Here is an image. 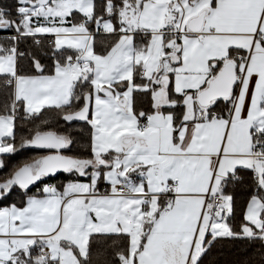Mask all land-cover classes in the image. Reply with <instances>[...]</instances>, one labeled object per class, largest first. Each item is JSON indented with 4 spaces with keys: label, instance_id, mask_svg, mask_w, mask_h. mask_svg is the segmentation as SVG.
<instances>
[{
    "label": "snow or ice",
    "instance_id": "obj_1",
    "mask_svg": "<svg viewBox=\"0 0 264 264\" xmlns=\"http://www.w3.org/2000/svg\"><path fill=\"white\" fill-rule=\"evenodd\" d=\"M0 93V169L45 150L0 178L25 197L0 207V264H202L220 240L260 241L244 264H264V0H0ZM46 109L89 127L86 154L48 120L17 137ZM60 172L77 179L28 195Z\"/></svg>",
    "mask_w": 264,
    "mask_h": 264
},
{
    "label": "trees",
    "instance_id": "obj_2",
    "mask_svg": "<svg viewBox=\"0 0 264 264\" xmlns=\"http://www.w3.org/2000/svg\"><path fill=\"white\" fill-rule=\"evenodd\" d=\"M51 39V37L45 36L43 38V46L38 49V51L42 54L40 58L41 63L45 66L46 74H50L53 69V58L51 54L52 50L49 44ZM115 39L116 37L112 35L96 33V50L98 52L103 51L105 48L109 47ZM33 47L32 41L29 40L21 45V50L23 51L27 49L31 51ZM69 54H71L70 50ZM4 100L5 96L0 93V105L3 104ZM41 120H48L50 127H52L54 130L63 131L67 128V131L71 133L74 143L71 145L70 150L66 154H86V149L89 143V127L84 122H74L69 127L68 125L64 124L63 121L58 119L54 110L46 109L42 112L38 119L34 120L31 118H24L23 112L19 113L16 128L17 137L19 138L20 136L28 135V130L32 129L35 125H38ZM44 153L45 150L29 147L21 149L15 154L6 155L4 157L5 167L0 169V178L7 176L15 166L19 165L23 161ZM74 179H77V177L63 172H60L54 176L45 177L41 182H37L36 185L30 187L28 195L36 194L46 182L54 181L56 182L57 186L60 187L67 181ZM103 186L107 188L106 184H101L100 187ZM229 191H231L235 200L234 216L230 219V223L238 225L242 220L251 189L249 184L246 182L240 186H231ZM24 198L25 197L21 190L16 188L11 192L7 199L0 200V207L8 206L11 203L20 202ZM105 240V247L108 248L109 252H114L118 250L119 247L123 246V240L119 236H111L105 238ZM93 250L95 251V246ZM260 251V241L249 242L240 240H220L216 242L210 251L202 258V264H244V262L248 260H259ZM109 259H112V257L109 256ZM113 264H115L114 260Z\"/></svg>",
    "mask_w": 264,
    "mask_h": 264
},
{
    "label": "built area",
    "instance_id": "obj_3",
    "mask_svg": "<svg viewBox=\"0 0 264 264\" xmlns=\"http://www.w3.org/2000/svg\"><path fill=\"white\" fill-rule=\"evenodd\" d=\"M68 182V181H67ZM66 182V183H67ZM45 184H48V185H56L57 186V184H56V182H54V181H49V182H46ZM44 184V185H45ZM1 207H3V206H1Z\"/></svg>",
    "mask_w": 264,
    "mask_h": 264
},
{
    "label": "crops",
    "instance_id": "obj_4",
    "mask_svg": "<svg viewBox=\"0 0 264 264\" xmlns=\"http://www.w3.org/2000/svg\"><path fill=\"white\" fill-rule=\"evenodd\" d=\"M106 189V187L105 186H103V187H100V190L101 191H104ZM3 207H5V206H3Z\"/></svg>",
    "mask_w": 264,
    "mask_h": 264
},
{
    "label": "water",
    "instance_id": "obj_5",
    "mask_svg": "<svg viewBox=\"0 0 264 264\" xmlns=\"http://www.w3.org/2000/svg\"><path fill=\"white\" fill-rule=\"evenodd\" d=\"M35 149H37V148H35ZM39 150H42V149H39ZM58 174V173H57ZM32 187V186H31Z\"/></svg>",
    "mask_w": 264,
    "mask_h": 264
}]
</instances>
